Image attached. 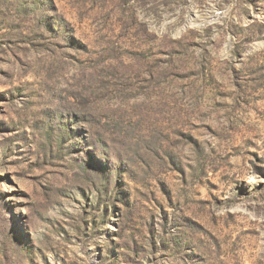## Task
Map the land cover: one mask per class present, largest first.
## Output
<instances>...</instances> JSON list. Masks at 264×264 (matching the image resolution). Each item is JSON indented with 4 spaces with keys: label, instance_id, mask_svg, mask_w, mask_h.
Returning a JSON list of instances; mask_svg holds the SVG:
<instances>
[{
    "label": "rangeland",
    "instance_id": "1",
    "mask_svg": "<svg viewBox=\"0 0 264 264\" xmlns=\"http://www.w3.org/2000/svg\"><path fill=\"white\" fill-rule=\"evenodd\" d=\"M0 264H264V0H0Z\"/></svg>",
    "mask_w": 264,
    "mask_h": 264
}]
</instances>
